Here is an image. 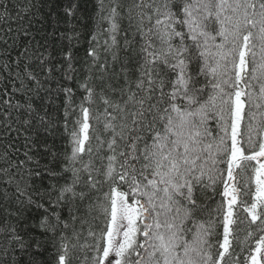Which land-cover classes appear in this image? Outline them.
<instances>
[{
	"label": "snow or ice",
	"instance_id": "snow-or-ice-1",
	"mask_svg": "<svg viewBox=\"0 0 264 264\" xmlns=\"http://www.w3.org/2000/svg\"><path fill=\"white\" fill-rule=\"evenodd\" d=\"M33 7L31 0L23 7L0 2V56L7 57L3 68L14 73L13 85L19 81L17 91L28 84L40 88L38 77L50 78L53 70L51 53L41 52L38 43L31 47ZM76 8H66L65 15H75ZM100 9L108 25L101 50L112 61L101 62L98 43L87 49L91 63L79 82L84 95L77 106L78 130L71 134V150L60 170L49 172L58 186L51 185L46 196L35 193L40 199L34 200L32 181L43 174L25 169L33 160L30 152L17 160L13 152L19 149L10 143L0 153V210L5 214L0 217V264H46L49 239L57 246L55 264H69L74 249L84 253L82 264H229L236 209L246 213L250 228L264 233V0H115ZM121 51L125 60L116 71ZM62 55L70 80L75 58L71 49ZM63 92L67 116L73 90ZM4 104L11 107L9 100ZM93 104L103 105L96 119L102 116L110 133L107 139L96 137L95 151L89 135ZM28 109L31 113L30 104ZM211 119L219 127L216 134L208 127ZM39 122L47 123L43 116ZM12 124L5 110L4 134L19 131ZM245 137L251 148L247 154ZM250 161L256 167L245 186L254 185L255 191L248 203L240 199L234 173ZM218 181L223 203L214 211L222 213L223 233L213 242L214 218L205 220L203 213L207 190H215ZM33 206L43 210L38 220ZM97 210L104 228L98 236L88 232L93 244L81 243L82 228L76 224L83 226ZM251 252L250 264H261L256 254L264 259V235Z\"/></svg>",
	"mask_w": 264,
	"mask_h": 264
},
{
	"label": "trees",
	"instance_id": "trees-1",
	"mask_svg": "<svg viewBox=\"0 0 264 264\" xmlns=\"http://www.w3.org/2000/svg\"><path fill=\"white\" fill-rule=\"evenodd\" d=\"M2 2V0H0ZM19 2L23 7L29 0H12V3ZM115 0H31L33 16V33L34 39L32 40L31 47L36 48L37 43L43 45L40 49L45 55L51 53L52 59L50 64L52 72L50 78L48 75L41 74L38 78L42 82V86L37 88L35 84H28L27 88H31V91L19 88V81H16L14 73L11 69L5 70L3 64L7 62L6 56H0V120L3 119V113L7 110L13 121V129H19V131H11L7 134L3 133L0 128V153L5 150V146L8 144H14L15 149H19V152H13L14 158L17 160H24V152L29 151L33 157V160L25 164V169L31 168L39 170L43 174V179L35 178L32 181L33 199L39 200L40 197L35 193H45V196L50 189L51 185L58 182L55 178L49 175L50 171H59L60 165L64 155L71 150V134L73 131L78 130L77 120L79 118L78 105L81 97L84 95L83 89L79 88V82L88 75L87 65L91 63V60L87 58L86 52L89 47L96 46L97 43L101 46L98 51H101V62L107 61L111 64V54H104L102 52V46L107 36L104 29L108 27L106 22H103L101 17L103 13L100 9V4L103 3L107 6L109 3H114ZM73 4L77 5L74 10L75 15L66 16L65 9L71 7ZM11 10V5H10ZM12 15H15V10H12ZM12 23V22H10ZM16 25L12 23V27ZM126 27V24L123 25ZM7 28V25H4ZM93 34H96V40L92 39ZM131 39L132 37L129 36ZM120 45L123 46V36L120 37ZM45 49L47 51L45 52ZM71 49L75 58L74 67L75 72L72 73V79H67L64 69L67 65L64 63L63 52ZM16 52L11 53L13 59H15ZM113 51H116L114 48ZM120 60L116 64V71L120 70V65L125 60V53L121 51L119 53ZM12 68L15 66L12 65ZM129 70H132V66L129 65ZM64 88H71L73 90V102L70 107L67 108V116L65 115V101L67 99L66 94L63 92ZM4 100H9L11 107L9 108L4 104ZM32 106V111L29 113L28 105ZM17 105L21 107L17 109ZM75 109V110H74ZM93 119L91 120V128L89 135L91 137V146L95 151L97 140L96 137L100 136L107 139L110 133H106L103 127V117H100L98 121L96 117L103 112V105L93 104ZM255 111V109H252ZM45 117L47 123H40L39 117ZM19 117V120H17ZM24 118H28L31 121L30 125H24L21 121ZM246 127L248 121L247 118L243 122ZM51 124V127H48ZM208 127L213 131V134L219 132V127L215 119L208 121ZM222 134V133H221ZM27 145V146H25ZM244 147L246 154L251 151L247 138L245 137ZM13 151V149H9ZM53 153H56V157H53ZM87 159V156H85ZM224 170V178H227L226 165L221 164L218 166ZM256 167V161L245 162L242 170H237L234 175L236 178L237 186L241 189V201H247L251 203V192L255 191L254 185L247 188L246 182H250V178L253 175V169ZM219 174V173H218ZM60 181L59 183H62ZM105 190L106 187H105ZM4 191V184L0 183V192ZM223 183L218 181L215 185V190L209 188L207 190L206 210L203 213V219L208 220L209 217H213V242L216 238H222V213L217 214V211L221 208L223 203ZM244 192H249V195H243ZM43 210H36L33 206L32 212L36 214L37 220L42 215ZM83 211V209L81 210ZM5 214L0 210V217ZM64 215H67V209L64 210ZM237 223L233 226V247L232 255L229 258V264H250L251 250L255 248V241L259 239L260 235H264L262 232H258L255 227L249 225V218L242 208L236 209ZM29 223H35V221H29ZM105 220L101 211H93L87 215L86 222L83 226L79 222L76 224L77 229L82 228L81 243L87 241L88 244H93L94 240L88 236V232L92 231L99 235L101 229L104 228ZM251 230L253 236L250 238L248 232ZM71 235V232H69ZM56 244L52 243L49 239L47 244V251L44 252V259L46 264H55L56 260ZM216 249L213 248V252ZM95 255L94 252L89 253V256ZM114 255V254H113ZM257 259L264 264V259L261 258V254H256ZM84 259V253L79 249L70 250L69 264H82Z\"/></svg>",
	"mask_w": 264,
	"mask_h": 264
}]
</instances>
